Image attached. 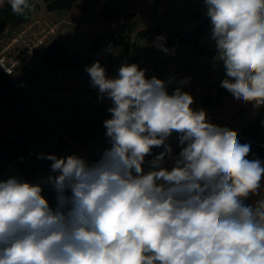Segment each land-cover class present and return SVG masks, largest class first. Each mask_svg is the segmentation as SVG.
<instances>
[{
    "label": "clouds",
    "instance_id": "1",
    "mask_svg": "<svg viewBox=\"0 0 264 264\" xmlns=\"http://www.w3.org/2000/svg\"><path fill=\"white\" fill-rule=\"evenodd\" d=\"M7 2L17 16L34 10L31 0ZM203 3L226 71L221 86L264 105V0ZM85 70L112 101L103 122L110 147L91 164L75 154L41 157L58 173L42 181L57 193L55 210L41 184L0 182V264H264V198L244 203L264 177L262 162L247 159L250 145L135 63L115 78L99 62ZM173 132L182 146L174 158L165 145ZM160 146L145 173V157Z\"/></svg>",
    "mask_w": 264,
    "mask_h": 264
},
{
    "label": "crops",
    "instance_id": "2",
    "mask_svg": "<svg viewBox=\"0 0 264 264\" xmlns=\"http://www.w3.org/2000/svg\"><path fill=\"white\" fill-rule=\"evenodd\" d=\"M6 1L7 0H0V6ZM34 1L36 5L34 10L31 11L28 20L17 25L8 26L4 32L8 33V31H14L21 26L33 23L36 20L38 23L36 22V25L33 28L36 32L47 28L50 23L55 21L60 25V29L57 33L62 31L64 34L66 26H69L71 38L74 37V33L76 34L83 30L85 35L83 43L84 49H81L78 45H67L66 43L59 41L57 39V33L54 35L53 39H57L61 42L70 54H74L77 51L82 52L85 62L84 64L87 67H90L89 64L92 62V59L99 61L105 58L109 60L110 65L108 67H103L106 70V75L110 78H114V76H110L109 72L112 66V59L106 53L112 51L116 53V55L118 54L120 57H123L125 54V48L111 45L103 49L98 48L93 50L89 47L91 43L100 36L110 37L114 34L126 35L130 37L135 44L138 43V45H140V43L146 38L155 42L161 31V26L159 21L156 20V16L159 17L165 12L167 13L172 6V0H87L86 5H84L83 0H77L69 10H47L44 0ZM202 9L207 11L205 4L202 2V7H200V5L196 4L194 1V3L186 7L183 13L190 17L193 16L196 19V24L199 25L207 16L206 11L203 14L201 13ZM117 17H120V20L115 22ZM95 21L97 22V27L94 26ZM124 22L131 23L129 24V27L135 25V28L131 30L132 32H125L124 27L128 23L124 25ZM150 27H158L159 31L157 33L153 32L143 38L137 37V33L140 30H146ZM106 28H108V32H105ZM211 32L212 31L205 32L204 40L198 42V44L204 49L205 53L200 56L201 61L198 64L199 67L197 70L193 66L197 55L192 54V49L189 45V50L186 49L187 53L185 57L180 60L183 64L182 72L179 76L170 74L169 69L175 63L174 59L170 57L173 55V51L176 47L171 46L166 47L167 49L169 48V51L165 52L164 50H161L157 53L155 65L151 67L149 73L150 76L155 72L159 73V75H156V78L164 80L166 90L169 94H172L177 88H179L175 84V80L179 79L184 81V83H187L192 90L191 96L193 97V104L191 105V108L194 111H200L206 108L209 113L215 115L213 120L207 119L208 122L236 131L238 133V139L240 140L242 138V130L246 127V124H248L249 121L255 119L258 115H260L262 121H264V105L256 107L253 112L247 111L250 109L252 103H246L243 100H240V107H224L227 98L231 99L234 96L221 86V81L226 78V71L223 62L217 57L218 53L216 46L209 44ZM45 48L46 47H43V49L40 48L36 54L31 55L21 67V73L28 77L33 84L41 85V88L46 92V95L33 94L32 97L29 99L27 98L31 108L36 112V109L41 110L40 108H42L43 105L51 102L57 104L56 108H58L57 110H59V112H62L65 108L73 107L74 105V107H78L80 111L86 108L88 109V107L95 103L89 98L98 96L96 95V93H98V88L92 86L91 80L85 82V85H81L83 87L80 88V85L76 82L75 78L70 77L73 76V73L77 72L78 69H69V73L71 72L70 75L68 74V76L65 75L62 78H55L54 71L47 68L43 63L42 56L46 50ZM163 66L165 68H163ZM163 69H166L168 74L165 73ZM77 87H79V89ZM218 91L221 93V95H219L221 101H216L214 99ZM207 98L210 99V102L204 105V101H206ZM109 114L110 112H108L107 119L111 118ZM257 135L261 141H264V124H262L261 128L258 130ZM166 140L168 146L175 149L176 154L172 158L178 157L182 149L179 139L176 143H171L168 138ZM255 159H259L262 162V166H264V159L258 157ZM168 160L169 162H172L171 158ZM170 166L172 167V164H170ZM260 184L259 195H250L249 197L250 205H255L257 200L264 198V177H262Z\"/></svg>",
    "mask_w": 264,
    "mask_h": 264
},
{
    "label": "trees",
    "instance_id": "3",
    "mask_svg": "<svg viewBox=\"0 0 264 264\" xmlns=\"http://www.w3.org/2000/svg\"><path fill=\"white\" fill-rule=\"evenodd\" d=\"M76 1L44 0L47 10H69ZM200 1L203 2V0ZM83 3L86 5L87 0H83ZM31 4L33 7L36 5L34 0H31ZM30 15L31 12H26L23 16H17L12 12L10 4L7 1L4 2L0 6V37L8 26L17 25L26 21ZM209 28L212 29L211 21L206 16L195 28L193 33L181 30L167 34L164 40V47L186 44L191 46L193 55H202L205 51L197 42ZM158 31V27H150L146 30H140L137 33V37L143 38ZM106 45H116L125 49H131L133 62H136L139 58V47L126 35L114 34L110 37L100 36L89 47L95 50L98 47L101 48ZM45 49L42 56L43 63L53 71L60 68L79 69L85 63L82 52L77 51L74 54H70L57 39H53ZM96 62L98 61H92L89 66ZM219 95L221 93L218 91L216 97H214L216 101H221ZM209 102L210 99L207 98L204 101V105ZM106 108L105 105L101 104L91 105L84 114L69 117L64 124L63 131H61L72 141H75V143L81 142L86 136L102 138L104 143L96 153L83 155L77 146L72 145L67 153L55 156L57 158H66L75 154L90 164L99 160L103 151L110 147L109 138L105 135L107 130L103 123L106 120ZM6 112L16 114L18 118L12 124V127L7 126L4 132L0 134V182L6 181L11 177H19L25 182L41 184V195L48 201L50 208L55 210L57 207V193L51 184L42 183V181L49 175L55 176L58 173L51 172L50 165L52 161L41 158L54 154L45 150L36 153L30 147L31 145L38 146L42 142V137L38 133L41 120L36 112L32 110L29 100L17 89L11 77L6 73H0V120ZM262 124H264V121L258 115L255 119L249 121L242 130V136L244 138H241L239 142L250 145V152L247 157L249 160H254L257 157L264 159V141H261L257 135ZM166 141L165 145L168 146ZM163 151L164 146H160L159 149L153 147L151 153L145 157L144 165H151L150 162ZM66 194L70 195V193ZM249 197L244 200L246 205H250Z\"/></svg>",
    "mask_w": 264,
    "mask_h": 264
},
{
    "label": "rangeland",
    "instance_id": "4",
    "mask_svg": "<svg viewBox=\"0 0 264 264\" xmlns=\"http://www.w3.org/2000/svg\"><path fill=\"white\" fill-rule=\"evenodd\" d=\"M194 1L196 2V4L200 5V7H202V1H200V0H172V4H171L172 6H171L170 10H168L167 13L165 12L162 16H159V17L156 16V20L159 21L160 26H161L160 27L161 31L159 32L158 36H162L165 39L167 37V34H169L170 32H177V31L179 32L181 30L193 33V31L195 30L194 28H196L198 25V24H196L197 23L196 19L193 16L190 17L189 15H185L183 12L185 11L186 7L188 5L194 3ZM205 11L202 9L201 13L203 14V13H205ZM118 20H120V17H117L115 22H117ZM126 23H128V22H124V25H126ZM129 24H131V23H128L124 27L125 32H132L131 30H133V28H135V25H132L131 27H129ZM57 25L58 26H55V28L53 30L52 37H50V39H48V42L49 41L51 42L53 40L54 35L60 29V25L59 24H57ZM96 25H97V22L95 21L94 26H96ZM51 27H54V24H51ZM140 27H137V28H140ZM107 29L108 28L105 29V32H108ZM17 30H19V29H15L14 31H8V33H9V35L14 34L17 32ZM45 31L46 30L39 31V32L37 31L35 34L38 36L39 33H44ZM210 31H212L211 28H209L206 32H210ZM8 33H6V36H8ZM70 33H71V31L69 29V26H66L64 34L62 33V31L60 33H57V39L63 43H66L67 45H78L81 49H84L83 43L85 40V35H84L83 30L77 32L76 34L74 33L73 38H71ZM27 36H31V33L27 34ZM200 40L201 41L204 40V34L199 38L198 42ZM132 42H133V40H132ZM163 42H164V40H163ZM157 43H158L157 41L153 42L151 39L146 38V39H144L143 42L140 43V45H138V43L136 44L139 47L140 52H139L138 61L135 64H137L140 69L145 70V76L148 79H151L152 77H156V75H159V73L155 72L152 76H150V73H149L151 70V67H153L155 65V59H156L157 53L162 50L160 47L157 46ZM209 44L215 45V41L210 39ZM46 46L47 45L45 44L44 47H46ZM108 46H111V45H106V46L101 47V48L103 49V48H106ZM175 46L176 47L173 51L174 53L170 57V58L174 59L175 63L169 69V73L173 74L174 76H179L183 70V64L180 62V60L185 57V55L187 53L186 49H188L189 45L179 44V45H175ZM101 48H99V49H101ZM106 54H108V56H110L112 59V66H111L109 72H110V76H114V78L118 76V70L122 65H124V64L131 65L134 63L132 61V58H131L132 57L131 49H125V54L123 57H120L118 54L116 55V53H114L112 51H110L109 53H106ZM200 56L201 55H197L196 59L194 61L193 66H194V68H196V70L199 67L198 66L199 62L201 61ZM91 61H95V60L92 59ZM98 62L101 63L100 65L102 67L103 66L108 67L110 65V61L105 59V58L99 60ZM164 62H165V60H164ZM86 68H87V66L84 64L81 68L78 69L77 72L73 73V76H70L72 78H75L76 82L80 85L79 86L80 88L85 85V82H89L91 80L90 75L85 70ZM163 68H165V67L163 66ZM163 70L165 73L168 74V71L166 69H163ZM70 73H67V76H68V74L70 75ZM55 78H58V77H56V75H55ZM162 81H164V80H162ZM81 85H83V86H81ZM79 87H77V88L79 89ZM23 94H24L25 98L29 99L30 97H32L31 93H30V95L25 94V93H23ZM38 95H46L45 90H43V93L38 94ZM96 95H98L97 97H99V92L96 93ZM105 99H108V98L107 97H104L103 99L100 98V100H105ZM48 100H49V98H48ZM100 103H102V102L100 101ZM100 103H98V104H100ZM94 104H96V103H94ZM74 106L65 108L64 110H62V112H59V110H57L58 108H56L57 104L50 102L48 104L43 105L42 108H40L41 110L36 109V114L39 117V119L41 120V126H40L38 133H40V136L42 137V142L38 146H32L31 145L30 146L31 149L33 148V150H35L36 153H39V151H41V150H45V151H48V152L58 156V155L67 153L69 151L70 147L72 145H75L79 148V150L81 151V154H83V155L88 154V153H96L102 147V145L104 143L102 141V138H95V137L86 136V138L81 140V142L75 143V141H72L69 137L64 135L63 132H61V131H63L64 124L67 121V119H69V117H71V116L73 117V115L76 116L78 114L82 115V114H84V112L87 111V108L80 111L78 107L76 108ZM105 106L107 107L106 113H105V116L107 119L108 108L111 107L112 104H108ZM240 106H241L240 100H237L234 97H232L231 99L227 98L224 107L225 108H227V107L228 108H230V107L237 108ZM255 108L256 107L252 104L250 106V109L247 111L253 112ZM75 109H77V110H75ZM79 111H80V113H79ZM109 116H111V113L109 114ZM17 118H18V116L16 114L6 112L3 116V118L0 120V134H2L4 132V129L7 126L12 127V124H14V122L17 121ZM0 137H1V135H0ZM178 139H179V134H177L175 132H173V134L170 137H168V140L171 143H176ZM155 148L159 149L160 147H155ZM166 157L168 158V156H166ZM172 157H173V155H172ZM167 158H166V160H165L166 162L163 166L170 169L171 168L170 164H172V162H169V160H168L169 158L168 159ZM150 168H151V165H147V164L144 165L143 164V170L145 173H147L150 170Z\"/></svg>",
    "mask_w": 264,
    "mask_h": 264
},
{
    "label": "built area",
    "instance_id": "5",
    "mask_svg": "<svg viewBox=\"0 0 264 264\" xmlns=\"http://www.w3.org/2000/svg\"><path fill=\"white\" fill-rule=\"evenodd\" d=\"M36 22L38 23L36 20L33 23L25 24L21 26L16 33L10 35L8 34V36H6V32H3L0 37V73L8 74L15 83L17 89L28 95H30V93L32 95L41 94L43 93V89L41 88V85L33 84L28 77L24 76L21 73V67L31 55L36 54L40 48L43 49L45 44L48 46L50 43V41L48 42V39L52 37L55 26H58V22H52L47 26V28L43 29L46 30L44 33H39L37 36L35 34L36 31L33 30ZM51 24H54V27H51ZM29 33H31V36H27ZM54 73L56 77L62 78L64 75L69 73V69L60 68L54 70ZM175 84L182 92H187L191 95L192 90L187 83L178 79L175 80ZM89 99L96 104L100 103V101L102 102L100 103L101 105L112 104L110 99L100 100L97 96L90 97ZM203 111L206 113V119L213 120V118H215V115H213V113H209L206 108L203 109ZM241 137L244 138L243 136ZM171 150L172 157V155L174 156L176 152L173 147H171Z\"/></svg>",
    "mask_w": 264,
    "mask_h": 264
}]
</instances>
